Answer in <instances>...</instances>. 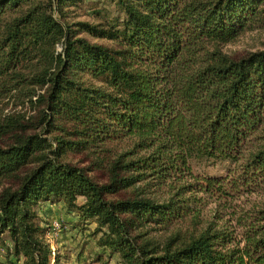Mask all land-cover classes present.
I'll use <instances>...</instances> for the list:
<instances>
[{
	"label": "trees",
	"instance_id": "1",
	"mask_svg": "<svg viewBox=\"0 0 264 264\" xmlns=\"http://www.w3.org/2000/svg\"><path fill=\"white\" fill-rule=\"evenodd\" d=\"M81 1L0 0L8 263L63 264L38 218L61 204L75 226L95 225L96 264H264V209L238 217L249 224L238 241L217 221L189 234L178 226L204 199L264 194V50L222 49L264 28V0H118L122 21L67 22ZM199 163H224L225 175L197 174Z\"/></svg>",
	"mask_w": 264,
	"mask_h": 264
},
{
	"label": "rangeland",
	"instance_id": "2",
	"mask_svg": "<svg viewBox=\"0 0 264 264\" xmlns=\"http://www.w3.org/2000/svg\"><path fill=\"white\" fill-rule=\"evenodd\" d=\"M117 1L82 0L76 7L68 9L66 21L69 23L88 22L103 26L115 24L117 21L124 19V15L118 7ZM82 37L91 43L110 45L108 42L93 39L86 34L82 35ZM222 49L230 56H242L264 50V28L249 27L234 41L224 45ZM57 51H60V46H57ZM126 146L127 144L124 143L111 144L109 149L112 153L116 154L122 152ZM88 157L89 155L86 154H70L65 160L71 164L86 168L90 163ZM109 157L111 158V154H108ZM226 168L227 165L224 163H199L194 167V172L207 177H223ZM90 176L100 183L105 180L103 173L99 171L91 172ZM211 201L204 199L203 206L199 207L200 216L195 221L191 217H187L178 225L182 233H196L209 222L214 223V221H217L218 227L231 233L236 241L242 240V234L249 227V224L246 226L242 223L244 219L238 217L264 209V194L242 196L232 200L229 204L226 203L225 206L222 201H219L220 203ZM81 202L82 199H78L77 203L80 204ZM217 214L222 218L216 219ZM38 218L44 227H49L52 222H59L61 225L60 231L56 234L50 229L47 241L52 246L54 254L57 251L62 257L61 262L63 264H96L93 260L94 255L97 253L95 247L96 237L91 235L95 229L94 224H78V226H75L77 219L70 214L68 215L61 204L42 206L38 211ZM161 234L164 235V232H153L151 236L157 237ZM0 238V264H9L8 260L11 259L6 257V248L10 243L5 235ZM107 262L108 264H118V258L111 257Z\"/></svg>",
	"mask_w": 264,
	"mask_h": 264
},
{
	"label": "built area",
	"instance_id": "3",
	"mask_svg": "<svg viewBox=\"0 0 264 264\" xmlns=\"http://www.w3.org/2000/svg\"><path fill=\"white\" fill-rule=\"evenodd\" d=\"M49 228L51 229V231L56 234L57 232L60 231L61 229V225L59 224V222H52L50 225H49ZM50 248L52 249V246L50 245ZM52 255H54V250L52 249Z\"/></svg>",
	"mask_w": 264,
	"mask_h": 264
}]
</instances>
